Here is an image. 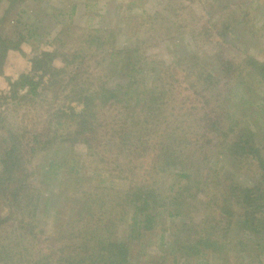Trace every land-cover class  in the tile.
Instances as JSON below:
<instances>
[{
  "label": "trees",
  "instance_id": "trees-1",
  "mask_svg": "<svg viewBox=\"0 0 264 264\" xmlns=\"http://www.w3.org/2000/svg\"><path fill=\"white\" fill-rule=\"evenodd\" d=\"M1 1L6 3L5 10L8 12L16 0ZM193 1L196 0H192V3ZM199 1L201 0L198 3ZM222 1L225 5L228 0ZM102 2L99 0L96 5ZM87 6L88 1L85 2V8ZM186 8L189 5L184 6L183 11ZM194 10L200 15L197 17L199 23L180 26L187 29L190 41L197 44L198 49L187 46L183 51L176 52L173 66L153 62L151 73L154 80L151 86L145 84L143 72L147 57L142 45L144 42L139 39L133 46H127L123 43L124 34L120 25H104L80 35L81 44L88 41L86 49L81 46L72 50L62 48L63 46L37 49L30 58L31 69L28 72L20 73L15 80L5 76L10 86V95L7 96L0 90V133L5 131L7 135L3 139L6 145H3L0 161L5 175L12 176L15 173L23 177L24 182H19L20 192L27 186L25 180L28 174L20 150L24 140L23 145L29 147L32 155L40 150L42 140L43 145L53 144V141L59 144L82 143L87 147L86 155L101 167L112 159L111 156L115 162L124 159L117 168L122 165L127 168L126 165H129V176L145 185L152 175L159 176L163 171H190L195 168L197 153L205 156L209 143L223 145L227 138L230 143L229 152L235 159L248 158L254 163L255 171L258 172L257 182L243 186L231 176L221 175L219 169L209 166L205 182L209 186L208 194L203 191L207 212L201 221L194 224L196 232L190 228V223L180 222L175 232L176 237L169 245L178 244L175 251H180L179 260L174 259V264H178L182 257L188 259L190 256L207 253L215 255V264H236L238 257L233 254L236 256L245 247L260 246L264 238V147L257 144L250 128L252 125L238 129L239 123L247 121V114L244 115L238 107L248 104L249 109L250 100L239 103L243 97L233 93L240 91L244 77L248 74L257 79L264 98V61L259 60L253 52L245 53L239 63L234 59H227L224 46L228 41L223 40L219 30H228L227 24L234 21L236 16L232 15L234 17H227L220 20L221 23L213 24L212 18L215 16L206 15L204 7V11ZM147 11L146 8L141 9L140 16H148ZM23 12L21 10L19 18L13 20L14 24L23 22ZM156 14L153 15L152 25L160 23L166 30L175 25L179 15L168 17L158 12ZM159 15L163 21H156ZM221 15L222 12L215 19L223 18ZM186 16L191 18L192 14L188 13ZM182 18L181 21L186 20ZM28 30L34 36L43 35L37 28ZM202 30L209 32L201 33ZM48 32L46 29L44 33ZM63 32L61 29L52 36L49 35L51 39L47 43H63ZM201 35L205 39L204 48H200L198 43ZM17 36L15 39L0 34V75H4L9 53L15 49L20 50L21 42H27L32 37L20 31ZM83 36L86 37L82 40ZM201 50H207L205 57L201 56ZM119 55L124 60L126 82H117L113 87L109 84V79L114 75V65ZM55 61L60 64L57 65ZM175 68L178 72H171ZM182 84H186L187 88ZM22 89L25 90L24 94L20 92ZM146 91L152 97H146ZM143 93L144 99L141 97ZM41 95L50 99L46 100L48 106L43 107L50 118L48 121L46 117V132L44 128H37V125L24 123L41 114V107L36 101ZM12 99L18 103V107L22 106L23 101L31 105L29 112L23 114V124L8 120V113L1 108L3 101L7 103ZM164 109L171 111L170 116H175V127L171 126L168 118L160 120L164 116ZM242 116H245L244 120ZM238 131L240 132L237 133ZM93 169L100 171L101 168ZM0 180L2 182L4 178L1 177ZM188 189L185 190L188 192ZM137 191L133 186L125 193L116 195L113 207L118 212L102 202L91 207L97 208L94 211L97 217L93 223L86 222V228L85 216L82 214L80 217H73L74 229L77 230L70 226L69 230L59 232V237H46L44 241L34 231L35 216L38 209L42 208H38V199L32 198L29 202L23 199V202L28 203L27 207L32 204V208H26V205H19L21 203L14 192V201L19 209L10 210H18L22 215H32L29 221L21 219V226L16 227L12 223L6 224V220L0 218V264H129L133 260L134 238L137 233L140 238L144 236L143 242H146L145 237L148 235L145 231L152 228L145 226L142 229L138 225L129 228L124 225L125 216L131 214L128 212L129 208L141 210L150 205L154 207L152 204L156 205L149 192L138 195ZM123 208L127 210L121 218L119 214L124 213ZM46 211L47 208H43V216ZM22 227L25 233H17L19 229L23 231ZM238 227L242 234L232 236ZM130 231H133L132 239L128 234ZM183 234L191 235V238L180 239ZM25 237L33 239L25 240ZM246 237H252L254 242ZM35 238L38 239L34 242ZM162 240V245L168 244L165 243L163 233L160 241ZM179 240L182 241L181 244ZM237 244L241 247L240 250ZM141 247L139 254H142L145 246L141 244ZM145 250L153 251L151 245H146Z\"/></svg>",
  "mask_w": 264,
  "mask_h": 264
},
{
  "label": "rangeland",
  "instance_id": "rangeland-1",
  "mask_svg": "<svg viewBox=\"0 0 264 264\" xmlns=\"http://www.w3.org/2000/svg\"><path fill=\"white\" fill-rule=\"evenodd\" d=\"M87 1L88 6L85 8V2ZM97 1L99 0H16L8 12L5 10L7 8L6 3L1 1L0 19L3 18V20H0V34H6L16 39L20 31L32 36L29 37L27 42H21L20 50L15 49L9 53L4 66V75H0V90H2L3 94L10 95V86L5 76L7 75L15 80L20 73L28 72L31 69L30 58L36 53L37 49H51L57 46L59 48L61 46H63L62 48L66 47L68 50L80 46L86 49L88 41H83L84 43L81 44L80 35L87 34L91 29L104 25L112 27L120 25L124 34L123 43L125 42L127 46H133L139 39L144 42L142 45L147 57L146 63L143 66V72L146 77L145 84L151 86V82L154 80L151 73L153 62L159 61L164 63L165 66H173L176 52L183 51L187 46L198 49V45L190 41L187 29L185 30L184 27L180 26L185 23H199L197 17L200 15L194 8L200 11L204 7L206 15L215 16L212 18L213 24L221 23L220 20L227 17L236 16L234 21L227 22V25H229L228 30H219V33L223 36V40L228 41L224 46V55L227 59H234L239 63L245 53L253 52L259 60L264 61V0H228L225 5L222 0H201L199 3L198 0L193 1V3L192 0H134L133 3V0H105L106 3L101 0L102 3L96 5ZM188 5L189 8L183 11V7H188ZM164 6L166 7L165 9ZM222 6L225 7L222 8ZM145 8L148 10L146 13L148 16L142 18L140 12L141 9ZM21 10L22 12L24 10L23 16H21L23 22L14 24L13 20L19 18ZM231 11H235V13L232 14ZM156 12L168 15V17H171L173 14H179L178 20L174 22L175 25L171 26L169 30H166L160 23L159 25L156 23L154 26L152 22L154 21L153 15H157ZM221 12L223 18L220 17L216 20L217 14ZM96 13L99 15H96ZM188 13L192 14L191 18L186 16ZM149 15L152 16L150 17ZM122 16H124V19H122ZM159 16L156 18V21L161 20L162 16ZM180 18L186 20L181 21ZM152 26L154 27L152 28ZM29 28H37L43 35L46 29L49 32L44 36H34V33L29 34ZM61 29L64 31L62 34L63 43L59 45L48 44L47 42L51 39L49 37ZM200 32L208 33L209 31L202 30ZM84 37L86 36H83L82 40ZM204 42L205 39L202 35L199 36L198 43L200 48L205 47ZM200 53L202 54L201 56L205 57L207 50H201ZM55 62L57 65L60 64L59 61ZM115 62L114 75L109 79V84L113 85V87L117 82H126L123 71V57L119 55ZM171 72H178V70L175 68ZM243 81L240 91L233 94L243 97L239 103L250 100V105L249 109H247L248 104H242L238 107L241 108L244 115L247 114V121L239 123L238 129L240 127H247L246 125H252L250 128L254 132V138H256L257 144L263 148V94L260 93V85L256 78L247 74ZM182 85L186 87V84ZM20 92L24 94L25 90L22 89ZM146 92V97H152L149 91ZM144 94L141 96L143 99ZM46 100L50 99L44 98V95L38 96L36 101L41 107V114L37 117L32 116L35 119H27L24 122L28 125H37V128H44L45 132L48 130L47 124H45L46 117L48 121L50 120L46 114V110L43 109L44 105L48 106ZM17 104L15 99L8 100L7 103L3 101L1 108L4 109L5 113H8V120L23 124V114L29 112L31 105L24 101L21 104L22 106L18 107ZM145 104L148 105L149 103ZM163 111L164 116L160 117V120L168 118L171 121V126L175 127V116H170L171 111L168 109H164ZM141 112L143 113V111ZM242 118L244 120L245 116H242ZM0 134L1 155L3 154V145H6V143H3V139L7 135L5 131H1ZM42 135H40V138H42ZM28 139L31 140V138ZM217 141H220V139H217ZM9 142L11 141L9 140ZM24 142L25 140L20 147L23 163L26 164V171L28 173L25 180L27 186L24 187V190L18 192V189H20L19 182L23 177L18 174L15 175V173L12 176L5 175L2 162L0 161V178H4L2 182L0 180V218L5 219L6 224L12 223L15 227L21 226V219L25 218V221L31 219L32 214L22 215L18 210L16 212L10 210V208L19 209L14 201V192L15 196L19 199V203H21L19 205H26V208H32V204H29L27 207L28 203H25L26 201L23 202V199L28 200V202L32 198L38 199V208L40 206L42 208L38 209L39 212L35 216L36 228H34V231L41 238V241H44L46 237H59V232L69 230L70 226L74 229L73 217H80L82 214L85 216L84 228H86L88 226L86 222H89V224L93 223L97 217L94 214L97 208L91 207L100 205L102 202H106L107 206H111V209H114L116 212L117 209L113 207L116 195H121L128 191L130 187L135 186L138 190V195L146 191L149 192L151 199L156 201V205L152 204L154 207L150 205L141 210L129 208L128 212H131V214L125 216L124 225H127L129 228H133L135 225L140 226L142 229L145 226L152 228L145 231V234L148 235L145 237L146 242H143L144 236L140 238L137 233L136 238H134L133 260L129 264H174V259L179 258L180 251H175L178 248V244L171 246L169 242L173 241L176 237L175 232L180 222L190 223V228H193V231H195L194 224L201 221L207 212L204 201L206 199L205 193L207 192L208 194L207 189L209 188V186L205 185L209 166L216 170L219 169L221 175L227 174L228 177L231 176L243 186H250L258 180L256 176L258 172L255 171L256 167L250 159H235L230 154V143L227 138L223 145L219 144L218 146L217 142V144L214 142L209 143L207 145L208 149H205L207 152L205 156L197 153L194 159L196 162L195 168L190 171L183 172L180 169L173 170L170 173L163 171L159 176L152 175L145 185L129 176V165H126L127 168L124 165L117 168L124 159L121 158V161L115 162L113 156H111L112 159L108 160L101 167L97 161H92L86 155L87 147L82 143L59 144L53 141V144L46 143L43 145L42 140L40 150L32 155L29 147L27 148L23 145ZM216 147L220 148L216 149ZM210 150L216 151L212 152ZM93 168L101 169L100 171H96ZM183 174L185 175L183 176ZM187 174L189 177H186ZM186 188H189L188 192L185 190ZM200 189L202 191H199ZM43 208H47L48 210L44 216ZM125 210L127 209L125 208L124 213L119 214V217H124L126 214ZM148 214L152 216H148ZM149 218L150 220L148 221ZM58 225L59 227H57ZM22 228L23 231L19 229L17 233H25L24 227ZM133 231L128 233L130 239L134 236ZM162 233L164 239H166L165 243L168 242L165 246L161 244L164 240L160 241ZM233 233L232 236L241 235V228H236ZM30 238L25 237L24 239H33ZM190 238L191 235H180V239L182 240ZM246 238H250L254 242L252 237ZM37 239L35 238L34 242ZM181 243L182 241L179 240V244ZM141 244L145 247L142 254H139L140 249L142 250ZM146 245H151L153 251H148L149 249L145 250ZM237 246L238 250H240L241 247L238 244ZM233 256L238 257L236 264H264V238L260 246L245 247V249L240 250V253L236 256L233 254ZM185 258H180L178 264H215V259H213L215 255L210 253L190 256L188 259Z\"/></svg>",
  "mask_w": 264,
  "mask_h": 264
}]
</instances>
